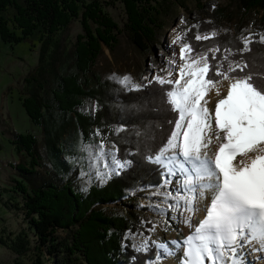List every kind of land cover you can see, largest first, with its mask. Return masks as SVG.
<instances>
[{
	"label": "trees",
	"instance_id": "trees-1",
	"mask_svg": "<svg viewBox=\"0 0 264 264\" xmlns=\"http://www.w3.org/2000/svg\"><path fill=\"white\" fill-rule=\"evenodd\" d=\"M123 1L128 15L123 30L129 41L144 51L162 10L170 8L169 1L155 0L148 11L136 6L143 0ZM230 1L240 19L256 10L264 21V0ZM102 4L103 0H0L3 42L15 44L38 32L44 43L37 66L25 78L26 97L21 106L29 121L41 128L47 166L34 135L14 133L11 140L24 158L14 166L19 180H13L21 203L11 206L20 209L27 221L38 264L42 256L51 264H146L157 253L153 242L148 243L147 251H140L125 238L132 233L147 234L155 223L151 216L133 208L125 209L126 213L112 211L107 205L124 206L125 199L160 186L163 169L147 157L165 143L177 113L166 102L169 85L152 82L140 90L125 91L93 72L101 43L111 47L115 39L116 28ZM215 13L220 20L236 17L228 8ZM73 20L80 22L83 40L77 38L71 52H63L55 36ZM91 24L96 25L94 30ZM192 39L190 35L188 42L194 53L214 46L231 49L232 57L248 64L245 73L264 77V44L257 39L244 53L239 52L243 48L239 41L227 32L211 40ZM51 41L55 48L49 52L45 48ZM220 52H216L217 60ZM209 61L215 63L212 57ZM257 82L264 84V79ZM87 100L95 103L91 112L84 108ZM95 137L103 145H113L117 157L130 163L102 184L91 179L85 186L83 147ZM58 230L65 235H58ZM21 247L22 243L14 249L20 251Z\"/></svg>",
	"mask_w": 264,
	"mask_h": 264
},
{
	"label": "snow or ice",
	"instance_id": "snow-or-ice-1",
	"mask_svg": "<svg viewBox=\"0 0 264 264\" xmlns=\"http://www.w3.org/2000/svg\"><path fill=\"white\" fill-rule=\"evenodd\" d=\"M216 35L211 32L195 39ZM181 39V36L176 38ZM241 39L244 46L239 52L250 51L253 35ZM259 42L264 43V35L259 37ZM193 51L189 43L182 44L180 58L184 62L176 69L178 78H169L173 76L171 71L167 77H154L160 85L171 86L165 92L166 102L177 118L165 143L147 159L163 169L165 180L161 188H167L172 177L177 179L173 191L155 193L163 196L165 206L149 207L161 214L183 209V215L193 213L206 194L210 195V202L198 223L194 224L190 215L184 216L183 222L191 231L182 241H153L158 249L156 259L162 258L161 252L175 256L179 251L180 264H206V261L207 264H245L246 248L258 245L257 250L264 251V84L257 82L264 77L245 73L248 64L229 59L231 49H224L225 54L219 60L215 55L221 51L219 47L209 49L215 63L209 61L208 53L193 59ZM225 80L227 93L218 100L213 113L206 97L212 91L219 96V85ZM119 82L127 86L131 78L124 76ZM132 87L138 89L141 85L132 84ZM213 119L217 129L215 139L222 142L215 154L209 155L207 149L212 137L207 133L212 130ZM98 147L91 166L103 162L106 172L97 167L101 180L110 178L112 173L118 175L129 166V161L117 157L116 150L108 153L110 159L105 160L104 145ZM169 200L173 203H168ZM138 250L147 251V244Z\"/></svg>",
	"mask_w": 264,
	"mask_h": 264
},
{
	"label": "rangeland",
	"instance_id": "rangeland-1",
	"mask_svg": "<svg viewBox=\"0 0 264 264\" xmlns=\"http://www.w3.org/2000/svg\"><path fill=\"white\" fill-rule=\"evenodd\" d=\"M155 0H146L142 3H137V8L145 11L150 10L154 5ZM169 9L159 15V20L151 29L152 41L146 45L144 51L135 47L127 38L123 28L128 22V15L124 6L123 0H103V10L107 18L116 28L114 31V41L112 46H106L101 43L102 51L95 60L92 70L97 73L102 80H108L119 88L125 91L140 90L152 82H157L152 75L155 71L164 73L167 77L171 69L164 64L165 59L172 57L171 50L167 46V39L172 31H176L182 39L177 42L181 45L189 43L190 35L192 40H196L197 35H205L211 32H216L217 35L213 38L221 37L225 32L230 34L235 40H238L240 47L242 37L253 35V39L259 42V37L264 35V21L260 18L262 13L252 10L245 15L239 17L238 9L234 2L230 0H168ZM161 7H159L160 9ZM228 8L235 13L234 19L231 21L218 19L217 13L219 9ZM217 9V11H215ZM161 10V9H160ZM240 19V20H239ZM92 30L96 25L91 24ZM83 40V32L80 22L73 20L68 28L58 32L55 39L60 41L61 51L71 52L76 39ZM201 39L199 41L211 40ZM214 42V41H213ZM262 43V42H260ZM264 44V43H262ZM44 43L40 40V34L34 32L27 38L15 44L5 43L0 39V239L4 243H0V264H38V251L35 249V239L28 228L26 219L22 215L20 209H15L11 205L21 203V198L15 189L13 180H19L15 174L14 166L23 163V155L18 153L12 144L11 140L14 133L31 134L38 140V148L43 164L47 166L44 144L41 136V128L32 124L24 109L21 106V100L26 97L24 85L25 78L37 66L40 52ZM230 47V46H229ZM55 44L51 41L46 46V51L52 52ZM217 46L206 48L199 53L193 52V59L197 55L208 53V59L212 57L209 49H216ZM226 49V48H224ZM224 49L220 52V57L224 55ZM233 53V52H232ZM216 55V53H215ZM218 59V60H219ZM229 59L241 61L240 58L235 59L232 55ZM181 60V59H180ZM184 61L181 60V64ZM163 71V72H162ZM172 72V71H171ZM172 77L175 78V73ZM213 75V74H211ZM131 78V84L125 86L119 82L124 77ZM132 84L141 85L140 88H133ZM95 103L87 100L84 103L86 110L93 111ZM214 122H213V127ZM101 144L96 137L87 145H85V169L81 171L87 173V178L84 179V185L87 186L91 179L98 184H102L97 176V167L99 171L106 172L102 161H97V167H92L93 158L96 156L99 145ZM115 150L113 145H104L105 160H109L108 153ZM176 179L172 177V183L167 188L147 189L139 193L137 197L125 199V205H107L109 210L121 211L126 213L125 209L133 208L137 212H142L145 217H152L155 223L147 229V234L132 233L125 235L132 246L138 250L145 243L158 241L152 237L153 228H160L163 231L170 227V223L166 218V214H161L158 210H154L149 205H163V196L155 195L157 192L173 191L176 185ZM165 180L163 176L162 182ZM160 184V185H161ZM168 203H173L169 200ZM169 212V211H168ZM198 219V218H197ZM196 219V221H197ZM60 236H64L63 230L56 232ZM23 244L20 251L15 246ZM144 251V250H140ZM158 251V249H157ZM157 253L152 261H147L146 264H156ZM40 264H51L45 256L40 258ZM119 264H127L121 261ZM207 264V261H206Z\"/></svg>",
	"mask_w": 264,
	"mask_h": 264
},
{
	"label": "bare ground",
	"instance_id": "bare-ground-1",
	"mask_svg": "<svg viewBox=\"0 0 264 264\" xmlns=\"http://www.w3.org/2000/svg\"><path fill=\"white\" fill-rule=\"evenodd\" d=\"M177 36L178 33H176V31H172L169 38L167 39V46L171 50L172 57L170 59L164 60V64H166L171 69V71L175 73V78H178V72L176 69L181 64V60H180L181 45L177 44L178 42L176 40ZM171 62H174V64ZM157 75L164 76V73L162 74L155 71L154 74L152 75V78H154ZM219 87L221 89L219 96L216 95L215 91H212L206 97V99L210 101L207 106L213 113L215 110V105L218 102V100L223 98L227 93L228 81L226 80L223 81V83L220 84ZM213 122L215 127L214 119ZM216 132L217 129L215 127L212 128L210 133H207L208 136L212 137L211 144L207 149L209 155H214L215 152L218 150L219 144L222 142L220 140L215 139ZM209 202H210V195L206 194V198L198 202L195 211L193 213H184L182 215L181 213L183 212V209H181V211L170 210L166 214V218L170 223V227L167 229L169 231L166 232L161 230L160 228H155V230L152 231V237L157 239L158 241H166V242H170L172 240L182 241L191 231L188 228V226L183 222L184 216L190 215L192 217V222L194 224L198 223L200 220L204 218L206 214L205 206ZM169 246L174 247L171 244H169ZM257 249H258V245H253L245 249V251L243 252V259L245 261V264H264V251H260ZM179 256H180L179 251H177L175 256H165L161 252L162 258L156 264H180Z\"/></svg>",
	"mask_w": 264,
	"mask_h": 264
}]
</instances>
